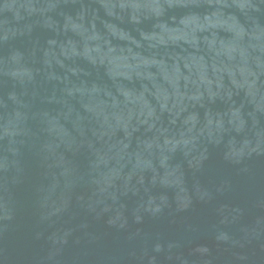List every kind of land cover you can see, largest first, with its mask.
<instances>
[{
	"label": "water",
	"instance_id": "1",
	"mask_svg": "<svg viewBox=\"0 0 264 264\" xmlns=\"http://www.w3.org/2000/svg\"><path fill=\"white\" fill-rule=\"evenodd\" d=\"M0 264H264V0H0Z\"/></svg>",
	"mask_w": 264,
	"mask_h": 264
}]
</instances>
